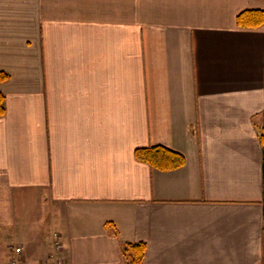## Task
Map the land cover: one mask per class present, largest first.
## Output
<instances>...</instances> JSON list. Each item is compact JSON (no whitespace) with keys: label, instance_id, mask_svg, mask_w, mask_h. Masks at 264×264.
Returning <instances> with one entry per match:
<instances>
[{"label":"crops","instance_id":"obj_1","mask_svg":"<svg viewBox=\"0 0 264 264\" xmlns=\"http://www.w3.org/2000/svg\"><path fill=\"white\" fill-rule=\"evenodd\" d=\"M264 0H0V236L26 264H264ZM161 146L185 158L140 162ZM2 233V234H1Z\"/></svg>","mask_w":264,"mask_h":264},{"label":"trees","instance_id":"obj_2","mask_svg":"<svg viewBox=\"0 0 264 264\" xmlns=\"http://www.w3.org/2000/svg\"><path fill=\"white\" fill-rule=\"evenodd\" d=\"M237 22L241 28H259L264 24V11L249 10L242 12ZM9 79V75L0 71V82ZM5 96L0 92V117L5 114L4 107ZM260 141L264 151V126L261 130ZM135 157L138 161L146 163L153 168L169 171L182 167L185 158L170 149L161 146H151L147 148H139L135 151ZM263 180H264V164H263ZM264 208V198H263ZM264 235V232H263ZM146 245L142 242L136 244H127L123 250L124 257L129 264H143Z\"/></svg>","mask_w":264,"mask_h":264},{"label":"built area","instance_id":"obj_3","mask_svg":"<svg viewBox=\"0 0 264 264\" xmlns=\"http://www.w3.org/2000/svg\"><path fill=\"white\" fill-rule=\"evenodd\" d=\"M10 260L8 264H26L23 256V248L21 246L10 247ZM64 244L60 233L53 234V251L49 256L48 264H64Z\"/></svg>","mask_w":264,"mask_h":264},{"label":"rangeland","instance_id":"obj_4","mask_svg":"<svg viewBox=\"0 0 264 264\" xmlns=\"http://www.w3.org/2000/svg\"><path fill=\"white\" fill-rule=\"evenodd\" d=\"M1 236H0V252L3 251L4 249H7V245L5 244L6 242L1 241ZM14 246H19V245H14ZM9 250H10V248H9ZM0 256H1V253H0Z\"/></svg>","mask_w":264,"mask_h":264}]
</instances>
